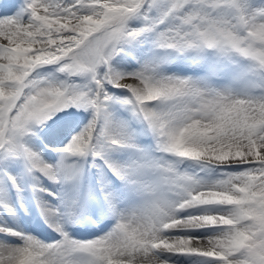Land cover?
I'll use <instances>...</instances> for the list:
<instances>
[{
  "label": "snow or ice",
  "instance_id": "snow-or-ice-1",
  "mask_svg": "<svg viewBox=\"0 0 264 264\" xmlns=\"http://www.w3.org/2000/svg\"><path fill=\"white\" fill-rule=\"evenodd\" d=\"M0 264H264V0H0Z\"/></svg>",
  "mask_w": 264,
  "mask_h": 264
},
{
  "label": "rangeland",
  "instance_id": "rangeland-1",
  "mask_svg": "<svg viewBox=\"0 0 264 264\" xmlns=\"http://www.w3.org/2000/svg\"><path fill=\"white\" fill-rule=\"evenodd\" d=\"M19 2L23 3V0H19ZM8 14H11V13H8ZM53 159H55V157H53Z\"/></svg>",
  "mask_w": 264,
  "mask_h": 264
}]
</instances>
